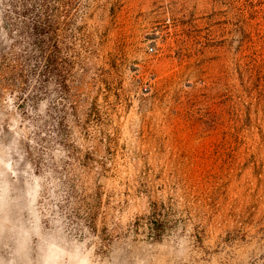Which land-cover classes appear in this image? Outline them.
I'll use <instances>...</instances> for the list:
<instances>
[{"label": "rangeland", "instance_id": "rangeland-1", "mask_svg": "<svg viewBox=\"0 0 264 264\" xmlns=\"http://www.w3.org/2000/svg\"><path fill=\"white\" fill-rule=\"evenodd\" d=\"M74 2L76 111L0 88V264H264V0Z\"/></svg>", "mask_w": 264, "mask_h": 264}, {"label": "trees", "instance_id": "trees-1", "mask_svg": "<svg viewBox=\"0 0 264 264\" xmlns=\"http://www.w3.org/2000/svg\"><path fill=\"white\" fill-rule=\"evenodd\" d=\"M75 6L74 0H0V88L18 89L20 99L31 102L55 94L76 111L68 85L74 66L68 31ZM91 110L97 113L94 106ZM157 206L152 204L147 220L160 238L167 222Z\"/></svg>", "mask_w": 264, "mask_h": 264}, {"label": "built area", "instance_id": "built-area-1", "mask_svg": "<svg viewBox=\"0 0 264 264\" xmlns=\"http://www.w3.org/2000/svg\"><path fill=\"white\" fill-rule=\"evenodd\" d=\"M148 51H149V52H152V51H153V48H152V47H149V48H148Z\"/></svg>", "mask_w": 264, "mask_h": 264}]
</instances>
